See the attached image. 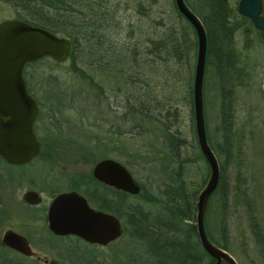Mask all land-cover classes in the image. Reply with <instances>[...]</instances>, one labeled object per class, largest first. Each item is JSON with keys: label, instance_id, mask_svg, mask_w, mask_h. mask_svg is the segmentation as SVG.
Returning <instances> with one entry per match:
<instances>
[{"label": "trees", "instance_id": "trees-1", "mask_svg": "<svg viewBox=\"0 0 264 264\" xmlns=\"http://www.w3.org/2000/svg\"><path fill=\"white\" fill-rule=\"evenodd\" d=\"M3 1L16 11L15 19L47 29L70 42V52L64 62L49 58L37 62L49 64L51 69H63L79 81L85 100H98L104 107L103 117L86 124L85 131L91 132L85 136L87 145L66 134L64 139L59 138L52 128L45 130L43 137L39 136L42 143L46 145L45 141L51 139L56 142L53 147L63 148L62 142L70 141L92 163L103 158L114 159L131 176L136 174L132 167L137 165L146 181L145 184L136 182L140 192L132 196L102 185L98 187L89 173L84 175L83 195L89 205L120 221L122 234L112 245L127 243L133 249L127 254L119 251L113 254L116 247L109 254L105 251L101 254V246L73 237L92 250L71 260L78 264H211L213 261L201 248L194 226L196 199L208 176L193 127L195 49H189L188 45L193 39L195 43V36L177 12L173 0ZM183 1L199 18L206 36L202 81L204 124L207 86L212 79L219 103L221 135L216 148L211 146L205 127L207 142L219 166L218 184L210 196H219L218 238L208 224L210 198L203 227L208 239L229 253L223 171L224 165L233 161L236 149L234 92L243 85L239 79L248 74L245 59L236 48V36L241 37L242 50L258 46L264 54V32L237 13L235 0ZM261 8L264 16V0ZM58 75L41 71L37 75L40 80L34 81L36 89L33 78L27 81L28 92L32 93L33 88L43 90L47 85V96H57V100L62 95L55 86L59 83ZM109 100L116 102L115 108L121 110L120 114L112 111L110 116ZM182 110L189 117L193 134L188 141L178 131ZM43 118H47L46 111L40 112L39 121ZM80 121L82 118L71 125ZM116 121L120 124H115ZM173 126L175 129L171 131ZM125 133L127 146L123 143ZM98 149L104 152L99 154ZM108 195L109 203L106 202ZM249 230L253 245L258 243L261 247L259 256L264 262V233L257 223H251ZM23 259L0 244V264H23Z\"/></svg>", "mask_w": 264, "mask_h": 264}, {"label": "rangeland", "instance_id": "rangeland-1", "mask_svg": "<svg viewBox=\"0 0 264 264\" xmlns=\"http://www.w3.org/2000/svg\"><path fill=\"white\" fill-rule=\"evenodd\" d=\"M234 1V0H232ZM235 4L237 0L234 1ZM16 11L8 3L0 0V20L13 19L15 18ZM193 39V38H192ZM236 48L241 51L242 57L245 59L244 64L247 65L245 70L247 76L239 79L243 85L235 89L234 100H233V122L235 124V137L236 145L234 146L235 154L233 161L229 164L224 165L223 171V187L225 190L224 206L227 212V220L225 222V229L227 232V243L228 252L235 259L237 264H262L258 260V254L256 245L254 246L253 238L250 234L251 223H257L264 233V54L262 49L258 46H254L247 50H242L241 37L237 34L236 36ZM194 42V39L193 41ZM45 59V58H44ZM42 60V59H41ZM34 66L25 67L23 72V78L28 86L27 81H31L33 78V85L36 89L34 82L40 80L39 73L51 72L52 74H59V83L55 85L59 88L62 95L59 94V98L46 97L48 94V86L45 85L43 90L32 89V95L37 99L40 107V111L45 112L50 109L49 117L50 120L43 118L38 120L36 123V133L38 136H44L45 130L44 125L50 123V128L59 136L63 138L66 134L75 138L77 142H82L83 145L86 143V134L89 135L91 132L85 131L86 124L91 123L93 119L101 118L104 114V107L102 103H98V100L87 99L83 97L81 92V85L75 78L69 77L63 69H51L49 64H42L35 62ZM28 65V64H27ZM38 75V76H37ZM51 86V84H49ZM52 86H54L52 84ZM32 87V86H31ZM28 91V90H27ZM77 94V95H76ZM217 90L212 79L207 86V97H206V111L207 117L205 121V127L208 136L210 137L211 146L215 147L220 142L221 132L218 131L219 127V103ZM116 102L109 100V112L112 116V111L116 114H120L121 110H116ZM83 116V117H82ZM85 117V118H84ZM82 118L79 124L71 125L76 123ZM186 112L182 110L180 118L178 119V131L185 139L190 140L193 136L190 123L188 121ZM51 121V122H50ZM115 124H120L117 121ZM175 127L171 128L174 131ZM126 131V129H125ZM54 137V134L52 135ZM66 137V136H65ZM125 139L123 141L127 146V133L123 135ZM61 145V144H60ZM78 145L72 147L60 148L50 147L53 152L46 150L42 155H56L60 157H66L68 160H74L80 162L82 165L80 170L86 175L90 172L93 165L91 158L83 154ZM97 152H104L103 149L96 150ZM234 152V149H233ZM104 154V153H103ZM113 157V155L111 156ZM72 162V161H70ZM73 163V162H72ZM33 174L37 178H41L44 175L40 170V165H34ZM40 168V170H39ZM79 168V167H78ZM14 169L0 166V171L4 174L12 173ZM132 170L136 171V174H132L133 179L136 182L146 183L138 172L139 167L133 166ZM15 172V171H14ZM149 182V180H147ZM144 187L149 189L148 185ZM209 225L212 233L218 238V225L219 222V196H213L210 198L209 206ZM17 212L22 214L23 211L18 209ZM10 223L13 225L18 223V218H14ZM217 227V228H216ZM17 230H21L15 226ZM4 228H0V234ZM32 240H37L32 238ZM117 242V241H115ZM108 244L101 248V254H109L113 251L126 253L133 249V245L127 243H116ZM121 242V241H120ZM36 243V242H35ZM112 245L111 247H108ZM40 246L41 249H38ZM33 252H38L40 256H45L47 259L52 258L58 262V264H78L75 261V256H79L81 253L89 252L92 248L87 247L84 243L75 240L73 237L67 239H51L49 244L38 243L32 244ZM72 259V260H71ZM32 262V263H31ZM42 264L35 260L23 259V264Z\"/></svg>", "mask_w": 264, "mask_h": 264}, {"label": "water", "instance_id": "water-1", "mask_svg": "<svg viewBox=\"0 0 264 264\" xmlns=\"http://www.w3.org/2000/svg\"><path fill=\"white\" fill-rule=\"evenodd\" d=\"M177 12L192 28L195 49L192 79L193 127L198 150L207 167L206 182L195 203L194 226L197 240L203 251L214 260L213 264H237L226 251L214 245L206 236L203 218L206 203L216 189L219 166L205 133L202 100V81L205 66L206 36L199 18L183 0H173ZM236 11L246 17L252 26L264 32L261 0H237ZM70 42L55 33L18 19L0 20V157L8 163L19 164L39 154L40 144L33 133L38 108L29 95L23 78L27 64L44 58L62 63L67 60ZM92 177L115 190L135 196L140 188L127 168L106 158L94 164ZM26 199V197H24ZM35 202V201H32ZM47 227L58 236H74L81 241L104 247L122 234L120 221L111 214L91 208L85 198L75 192L56 196L47 211ZM0 242L24 256L33 253L24 238L5 230ZM48 264H57L50 259Z\"/></svg>", "mask_w": 264, "mask_h": 264}, {"label": "flooded vegetation", "instance_id": "flooded-vegetation-1", "mask_svg": "<svg viewBox=\"0 0 264 264\" xmlns=\"http://www.w3.org/2000/svg\"><path fill=\"white\" fill-rule=\"evenodd\" d=\"M28 93L34 99L37 105V108H38V116L33 124L32 129H33V133L37 141L40 144V150L37 156H35L34 158L30 159L27 162L19 163V164L8 163L0 157L1 167L4 166V167L10 168L11 170L14 169L12 173H8V174H5V173L3 174L0 171V228L1 227L4 228L2 232L5 230H10L18 234L22 238H24L28 247L32 251V248H31L32 244H38V243L49 244L51 239L74 237V236H58V235L53 234L47 227V211H48L49 205L52 202V200L60 194L75 192L81 195L83 198H85L83 195V191L86 186H85V182L83 181L84 174L80 170V167L82 164L79 161L76 162L72 159L68 160V158L66 157H60V156H56L52 154L51 155L41 154L42 149L45 147H47V151L49 150L50 153L53 152L51 149H48V148L53 147V144H55L56 142L49 139L45 141L47 145L46 146L45 143H42L39 136L37 135L35 125L39 120L41 111H40V107H39V103L37 99L30 92ZM46 97L48 96L46 95ZM50 111H51L50 109L46 111L47 122H49L50 120V117H49ZM48 125L49 127H51L50 123H48ZM48 125H44L41 128H44V130H47L49 129ZM62 143L64 145L63 148L72 147L70 145L71 144L70 141L62 142ZM53 149H55V147H53ZM103 159H106V158H103ZM70 161H72L73 163ZM95 163H93L92 167L94 166ZM35 164L40 165L41 168L45 170V172L43 173V170H40L39 168L40 174L42 173L44 175L43 177L37 178L35 174L32 173V171H34ZM92 167L90 169V172H88L91 175V177H92V174H91ZM92 179L97 184H99L98 187L102 185V187L105 189L108 188V189L115 190L114 188L95 180L93 177ZM24 197H26V199ZM85 200L87 204L89 205L86 198ZM32 201H35V202H32ZM106 202L107 203L111 202V198L109 195H108ZM89 206L93 208L91 205ZM18 209L22 210L23 213L19 214L17 212ZM95 210H98V209H95ZM14 218H18L19 222L17 224L14 223L13 225L11 224L5 225V223L12 222L11 220ZM15 226H17L21 230H17ZM1 234H0V237H1ZM32 238H36L37 240H32ZM0 244L4 246L1 242ZM257 244L258 243L255 244L256 245L255 247L257 249V254L259 258L258 260L260 261V263L264 264V262L261 260L259 256L260 255L259 249L261 247ZM37 248L41 249L40 246H37ZM9 250L14 252V254L17 256H20V257H23L29 260L33 259L42 264H48V261L52 259V258L47 259L45 256H40L38 252L32 251L33 254L31 256H24L11 249ZM212 261L213 262L211 264L214 263L213 259ZM56 263L58 264L57 261Z\"/></svg>", "mask_w": 264, "mask_h": 264}, {"label": "bare ground", "instance_id": "bare-ground-1", "mask_svg": "<svg viewBox=\"0 0 264 264\" xmlns=\"http://www.w3.org/2000/svg\"><path fill=\"white\" fill-rule=\"evenodd\" d=\"M211 196V195H210ZM210 198V197H209ZM209 198H208V200H209ZM208 200H207V202H208ZM206 205H207V203H206ZM207 236V235H206ZM208 238V237H207Z\"/></svg>", "mask_w": 264, "mask_h": 264}]
</instances>
